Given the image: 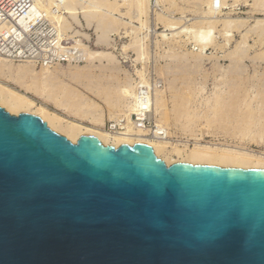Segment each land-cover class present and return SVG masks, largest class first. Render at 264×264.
<instances>
[{"label":"water","instance_id":"water-1","mask_svg":"<svg viewBox=\"0 0 264 264\" xmlns=\"http://www.w3.org/2000/svg\"><path fill=\"white\" fill-rule=\"evenodd\" d=\"M0 264H264V170L73 144L0 108Z\"/></svg>","mask_w":264,"mask_h":264},{"label":"rangeland","instance_id":"rangeland-1","mask_svg":"<svg viewBox=\"0 0 264 264\" xmlns=\"http://www.w3.org/2000/svg\"><path fill=\"white\" fill-rule=\"evenodd\" d=\"M60 1L0 0V61L43 74L51 84L87 67L92 77L72 87L101 120L91 126L54 101L33 98L37 105L110 136L129 125L148 137L163 129L160 160H183L195 147L264 154V0H214L213 10L211 0ZM70 2L77 13L96 10L103 27L95 32L81 15L69 19L63 8ZM11 5L33 11L27 30L3 13ZM197 31L208 32L205 47L194 42ZM90 52L103 58L83 62ZM139 108H146L141 128Z\"/></svg>","mask_w":264,"mask_h":264},{"label":"bare ground","instance_id":"bare-ground-1","mask_svg":"<svg viewBox=\"0 0 264 264\" xmlns=\"http://www.w3.org/2000/svg\"><path fill=\"white\" fill-rule=\"evenodd\" d=\"M210 2L213 10L214 0H211ZM223 3L219 1L218 8H220L221 6H223L224 8L225 5ZM63 9L65 11L64 14L69 15V19L73 21L75 16L77 18V15H81V20L85 21L86 25L93 26L95 32H98V30L103 27L102 24L105 23V21H102V18L97 16L96 10L95 12L94 10L88 11L86 9H83V11L77 13L75 12V8L72 6L71 2L68 5L66 4ZM30 16L31 15H29V17ZM165 26L166 28H170L167 25ZM197 33L199 36H196L193 33V36H196L194 37V42L196 41L195 43H199L200 45H204L205 47L208 40V32L197 31ZM191 37L192 36H190V38ZM140 53L141 52H137L138 55H140ZM141 55L143 56L144 53ZM80 57H82V55H80ZM101 58H103L102 53L90 52L88 53V55L84 54V56L82 57V61L87 63L89 60H96ZM89 64H91L90 61ZM111 68H113L115 71L114 66H111ZM0 70L1 72H4V81H0V108L4 109L12 116H17L21 112L37 116L47 125L50 130L65 137L71 143H76L77 139L80 136L84 135L95 137L103 146H112L114 148L120 145L132 146L134 144L140 143L150 146L153 149L155 155L158 157L159 154L162 153L165 147L164 145H166L164 143L165 141L162 142V140L158 139L160 137L157 136L159 134H162V128V132H159L158 130L155 132L156 136L148 137L146 134L138 131L134 134L132 128L129 127L131 125H129V128L127 127L126 132L116 133L115 135L110 136L108 133H105L101 130L83 126L80 122H77L75 120H64L54 113L48 111L44 106H39L35 103V100L33 98H39L43 100L45 99L46 101L50 102L54 101L56 102V106L64 107L66 110H70L76 120L86 121L91 126H94L96 124L95 121L100 123L101 118L96 119V115L92 111L93 104L89 100L87 101L84 95L81 96V94L72 87V84L74 83H79L81 86H83L84 81H89V79L92 77V74L87 67H84L82 69H75L73 72H71L70 75L66 77V83H62L61 81H59L53 84H51L50 78L44 76L43 74V76L36 75L27 67H7V65H5V61L2 60L0 61ZM7 82L16 86L23 93L19 94L17 91H15V89L13 90L12 88H10ZM101 89L103 90V88ZM58 94L60 96H58ZM122 95L128 98L131 97L130 91H122ZM53 97L55 98L54 100ZM108 101H110L109 104L112 102L111 100ZM115 116L116 115H114L113 118ZM162 160L166 163L167 166L179 162L190 165L239 168L243 170H264V154L259 153L256 155H252L248 152H245L243 149H237L233 147H228L227 149H214L213 151L206 147H195L193 150L188 152L183 160L173 162L167 161L165 159Z\"/></svg>","mask_w":264,"mask_h":264},{"label":"built area","instance_id":"built-area-1","mask_svg":"<svg viewBox=\"0 0 264 264\" xmlns=\"http://www.w3.org/2000/svg\"><path fill=\"white\" fill-rule=\"evenodd\" d=\"M3 13L6 14V17L13 19L15 21L16 26L20 30H27L29 24H33L35 22V18L30 19L29 15H33V11L31 9H23L19 6L11 5L7 8H4ZM21 21V22H20ZM21 38L20 34L16 37V41H18ZM146 114V108H139L136 112V125L138 128L143 127L142 124H140Z\"/></svg>","mask_w":264,"mask_h":264}]
</instances>
